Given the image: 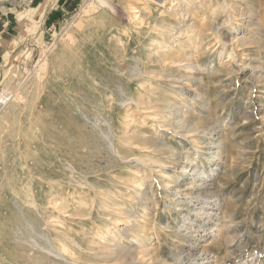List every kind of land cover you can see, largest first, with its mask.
Segmentation results:
<instances>
[{"label":"rangeland","instance_id":"obj_1","mask_svg":"<svg viewBox=\"0 0 264 264\" xmlns=\"http://www.w3.org/2000/svg\"><path fill=\"white\" fill-rule=\"evenodd\" d=\"M106 1L0 0V264H264V0Z\"/></svg>","mask_w":264,"mask_h":264},{"label":"bare ground","instance_id":"obj_2","mask_svg":"<svg viewBox=\"0 0 264 264\" xmlns=\"http://www.w3.org/2000/svg\"><path fill=\"white\" fill-rule=\"evenodd\" d=\"M99 2H100L102 5H108V2H107L106 0H99ZM175 13H178V12H175ZM175 13H174V14H175ZM178 14H179V13H178ZM175 34H176V33H175ZM160 46H161V45H160ZM162 48H165V47H162ZM182 56H183V55H182ZM184 56H185V55H184ZM164 57H165V56H164ZM166 57H167V56H166ZM185 57H186V56H185ZM185 57H184V58H185ZM185 63H186V62H185ZM5 99H6V98L3 97L2 100H1V102H4ZM8 103H9V102H8ZM6 105H7V104H6ZM128 136H129V135H128ZM220 152H221V151H220ZM218 153H219V152H218ZM57 154H58V153H57ZM54 156H55V155H54ZM119 156H120V155H119ZM44 158H45V157H44ZM147 160H148V159H147ZM47 164H48V163H47ZM69 166H70V165H69ZM69 166H68V167H69ZM68 167H67V168H68ZM70 167H71V166H70ZM83 168H84V167H83ZM43 169H44V168H43ZM71 169H72V168H71ZM71 169H70V170H71ZM60 170H61V169H60ZM190 170H191V169H190ZM27 173H28V172H27ZM74 173H75V172H74ZM80 176H81V175H80ZM32 177H33V176H32ZM107 177H108V176H107ZM28 178H29V177H28ZM70 179H71V178H70ZM78 179H79V178H78ZM78 179H77V181H78ZM26 180H27V178H26ZM75 180H76V179H75ZM95 180H96V179H95ZM72 181H73V180H72ZM80 181H81V179H80ZM28 182H29V181H28ZM78 182H79V181H78ZM78 182H77V184H79ZM85 182H86V181H85ZM25 183H26V182H25ZM75 183H76V182H75ZM95 183H96V182H95ZM26 184H27V183H26ZM66 184H67V183H66ZM83 184H84V183H83ZM87 184H88V183H87ZM27 185H28V184H27ZM29 185H31V182H30ZM29 185H28V186H29ZM71 185H73V184H71ZM80 185H81V184H80ZM80 185H79V186H80ZM82 186H83V185H82ZM99 186H100V185H99ZM88 187H89V186H88ZM30 188H31V187H30ZM27 189H28V188H27ZM75 189H76V188H75ZM68 193H69V192H68ZM31 194H32V193H31ZM194 194H195V193H194ZM29 195H30V193H29ZM28 197H29V196H28ZM25 198H26V197H25ZM27 199H28V198H27ZM27 199H26V200H27ZM29 199H30V198H29ZM36 199H37V198H36ZM45 199H46V198H45ZM22 200H23V199H22ZM102 200H103V199H102ZM24 201H25V200H24ZM56 201H57V200H56ZM25 202L27 203V201H25ZM30 202H31V200H30ZM34 202H35V201L33 200V203H34ZM45 202H46V201H45ZM51 202H52V201H51ZM51 202H50V204H52ZM95 202H96V200H95ZM147 202H148V201H147ZM31 203H32V202H31ZM33 203H32V204H33ZM54 203H55V202H54ZM59 203L62 205L61 202H59ZM59 203H58V207H59ZM80 203H82V202H80ZM84 203H85V202H84ZM99 203H100V202H99ZM102 203H103V201H102ZM28 204H29V203H28ZM82 204H83V203H82ZM86 204H87V203H86ZM95 204H97V203H95ZM24 205H25V204H24ZM48 205H49V204H48ZM83 205H84V204H83ZM83 205H82V206H83ZM147 205H148V204H147ZM29 206H31V205H29ZM33 206H34V205H33ZM62 206H63V205H62ZM65 206H66V205H65ZM84 206H85V205H84ZM92 206H93V205H92ZM97 206H98V205H97ZM100 206H101V205H100ZM102 206H103V205H102ZM25 207H26V206H25ZM36 207H37V202H36ZM39 207H40V206H39ZM53 207H56V206H53ZM60 207H61V206H60ZM69 207H70V206H69ZM69 207H68V208H69ZM62 208H64V207H62ZM68 208H66V209H68ZM82 208H83V207H82ZM92 208H93V207H92ZM95 208H97V207L95 206ZM102 208H103V207H102ZM24 209H25V208H24ZM26 209H27V207H26ZM26 209H25V210H26ZM33 209H34V208L32 207V210H33ZM39 209H41V208H39ZM39 209H38V210H39ZM59 209H60V208H59ZM66 209H65V210H66ZM69 209H70V208H69ZM75 209H76V208H75ZM80 209H81V208H80ZM84 209H85V208H84ZM89 209H90V208H89ZM25 210H24V211H25ZM27 210H28V209H27ZM61 210H62V209H61ZM82 210H83V209H82ZM29 211H30V210H29ZM29 211H28V212H29ZM39 211H40V210H39ZM42 211H43V210H42ZM67 211H68V210H67ZM69 211H70V210H69ZM203 211H204V210H203ZM49 212H50V211H49ZM58 212H59V211H58ZM63 212H64V211H63ZM63 212H62V213H63ZM31 214H33V213H31ZM35 214H39V213L37 212V213H35ZM40 214H41V213H40ZM42 214H43V213H42ZM20 215H21V214H20ZM33 215H34V214H33ZM59 215H60V214H59ZM24 216H26V215H24ZM35 216H36V215H35ZM38 216H39V215H38ZM42 216H43V215H42ZM21 217H22V216H21ZM49 217H50V216H49ZM25 218H26V217H25ZM43 218H44V217H43ZM47 218H48V217H47ZM52 218H53V217H51V219H52ZM19 219H20V218H19ZM54 219H55V218H54ZM26 220H28V219L26 218ZM30 220L32 221V218H31ZM34 220H35V219H34ZM36 220H37V218H36ZM38 220H40V219H38ZM48 220H49V219H48ZM48 220L45 219L44 221H48ZM31 221H30V223H32ZM42 221H43V220H42ZM62 221H63V220H62ZM80 221H81V220H80ZM21 222H22V221H21ZM28 222H29V221H28ZM35 222H36V221H35ZM40 222H41V221H40ZM36 223H37V222H36ZM43 223L45 224V222H43ZM43 223L41 224L42 226H43ZM61 223H62V222H61ZM22 224H23V223H22ZM38 224H39V223H38ZM23 225H24V224H23ZM23 225H22V227H24ZM47 225H48V224H47ZM26 226H27V224H26ZM37 226H39V225H37ZM44 226H45V225H44ZM46 227H47V226H46ZM27 228L29 229L30 227H27ZM40 228H41V227H40ZM22 229H23V228H22ZM36 229H37V228H36ZM62 229H63V228H62ZM97 229H98V228H97ZM25 230H26V229H25ZM25 230H24V231H25ZM43 230H44V229H43ZM48 230H49V229H48ZM139 230H140V228H139ZM139 230H138V231H139ZM16 231H17V230H16ZM21 231H22V230H21ZM24 231H23V232H24ZM28 231H29V230H28ZM30 231H32V228H31ZM36 231H38V230H36ZM39 231H40V230H39ZM62 231H63V230H62ZM87 231H88V230H87ZM46 232H47V231H46ZM60 232H61V231H60ZM64 232H66V231H64ZM139 232H141V231H139ZM17 233H18V232H17ZM27 233H29V232H27ZM61 233H62V232H61ZM24 234H25V233H24ZM32 234H34L33 231H32V233H31V236H32ZM18 235H20V234H18ZM29 235H30V234H29ZM36 235H37V234H36ZM39 235H40V234H39ZM95 235H96V234H95ZM20 236H21V235H20ZM20 236H19V237H20ZM33 236H34V235H33ZM37 236H38V235H37ZM43 236H44V234H43ZM46 236H47V235H46ZM29 237H30V236H29ZM34 237H35V236H34ZM38 237H40V236H38ZM66 237H67V236H66ZM26 238H28V237H26ZM89 238H90V237H89ZM29 239H33V238H29ZM41 239H42V238H40L39 241H40ZM130 239H131V238H130ZM132 239H133V238H132ZM37 240H38V239H37ZM115 240H116V239H115ZM34 241H35V239H34ZM45 241H47V240L45 239ZM74 241H75V240H74ZM78 241H79V240H78ZM35 242H37V241H35ZM35 242H33V243H35ZM27 243H28V242H27ZM38 243H39V242H38ZM40 243H41V242H40ZM44 243H46V242H44ZM48 243L51 245V242H47V244H48ZM62 243H63V242H62ZM73 243H74V242H73ZM23 244H24V243H23ZM23 244H22V245H23ZM35 244H36V243H35ZM41 244H42V243H41ZM41 244H40V245H41ZM74 244H77V243H74ZM115 244H116V245H119V241L116 240V243H115ZM31 245H34V244H31ZM38 245H39V244H38ZM65 245H66V244H65ZM65 245H63L62 248H61V247L58 248L59 251L57 250V251H58L57 253L59 254V256H62V257H63L64 252H65V253L68 252L67 247H66ZM67 245H68V244H67ZM88 245H89V244H88ZM107 245H108V244H107ZM23 246H26V245H23ZM28 246H29V245H28ZM35 246H37V245H34V247H35ZM43 246H44V245H43ZM58 246H59V245H58ZM60 246H61V245H60ZM90 246H91V245H90ZM112 246H114V244L111 245V249H109V247H108L109 252L106 250V251H107L106 259L109 258L108 254H110V257H111V254H114V253L117 252V251L115 252L116 248H115V247H112ZM120 246L122 247V245H120ZM20 247H21V246H20ZM26 247H27V246H26ZM30 247H32V246H30ZM41 247H42V246H41ZM41 247H40V249H43V250H44V248H41ZM48 247H49V246H48ZM55 247H56V246H54V248H55ZM75 247H76V246H75ZM78 247H80V246L78 245ZM123 247H124V246H123ZM141 247H143V246H140V248H141ZM12 248H13V247H12ZM21 248H22V247H21ZM24 248H25V247H24ZM28 248H29V247H28ZM36 248H37V247H36ZM38 248H39V247H38ZM50 248H52V246H51ZM68 248H69V246H68ZM91 248H92V247H91ZM98 248H99V247H98ZM117 248H119V246H118ZM22 249H23V248H22ZM100 249L102 250L101 247H100ZM105 249H106V247H105ZM119 249H120V248H119ZM131 249H132V248H131ZM151 249H152V248H151ZM25 250H26V249H25ZM30 250H31V249H30ZM38 250H39V249H38ZM47 250H48V249H47ZM47 250H46V251H47ZM49 250H50V249H49ZM49 250H48V251H49ZM81 250H82V248H81ZM94 250H95V249H94ZM94 250H92V251H94ZM22 251H24V250H22ZM28 251H29V250H28ZM32 251H33V250H32ZM53 251H54V250H53ZM53 251L51 250V252H53ZM61 251H62V252H61ZM99 251H100V250H99ZM106 251H105V253H106ZM30 252H31V251H30ZM35 252H36V250H35ZM54 252H55V251H54ZM54 252H53V253H54ZM69 252H70V250H69ZM119 252H120V251H119ZM127 252H129V251L127 250ZM127 252H126V253H127ZM25 253H26V252H25ZM32 253H34V252H32ZM40 253H42V252L40 251ZM49 253H50V252H49ZM49 253H48V254H49ZM85 253H86V252H85ZM93 253H94V252H92V254H93ZM95 253H96V252H95ZM95 253H94V254H95ZM99 253H100V252H99ZM103 253H104V252H103ZM105 253L103 254V256L105 255ZM122 253H123V250H122ZM124 253H125V252H124ZM124 253H123V254H124ZM126 253H125V254H126ZM130 253H131V252H130ZM132 253H133V252H132ZM150 253H151V252H150L149 250H146L145 247L141 248L140 251L137 252V254H140V255H141V256H139V259H143V256L150 255ZM6 254H7V253H6ZM35 254H36V253H35ZM37 254H38L37 256L35 255V256H30V257H28L29 259H27V261H26L27 264H28V263H29V264H42V262H41V259H42L41 257H42V256H41V254H39V252H38ZM51 254H52V253H51ZM58 254H57V255H58ZM67 254H68V253H67ZM70 254H71V253H70ZM72 254L75 255L74 253H72ZM18 255H19V254H18ZM25 255H26V254H25ZM30 255H32V254H30ZM73 255H72V256H73ZM90 255H91V254H90ZM117 255H119V253H118ZM126 255H127V254H126ZM22 256H24V255H22ZM22 256H21V257H22ZM44 256H47V255L44 254ZM59 256H58V257H59ZM93 256H94V255H93ZM95 256H96V254H95ZM120 256H121V254H120ZM130 256H131V255H130ZM134 256H135V255H134ZM182 256H183V255H182ZM2 257H3V256H2ZM51 257H52V259H53V256H51ZM55 257H57V256H55ZM55 257H54V258H55ZM7 258H8V257H7ZM43 258H45V257H43ZM49 258H50V257L48 256L47 259H49ZM60 258H61V257H60ZM126 258H127V257H126ZM182 258H183V257H182ZM184 258H185V257H184ZM25 259H26V258H25ZM73 259H76V258H73ZM73 259H72V260H73ZM121 259H122V258H121ZM23 260H24V259H23ZM43 260H44V259H43ZM43 260H42V261H43ZM45 260H46V259H45ZM57 260H59V259H57ZM66 260H67V259H66ZM143 260H144V259H143ZM73 261H76V260H73ZM106 261H107V260H106ZM149 261H150V260H149ZM18 262H19V261H18ZM18 262H16V264H17ZM47 262H48V260H47ZM61 262H62V260H61ZM71 262H72V261H71ZM71 262H67V263L72 264ZM146 262H147V260H146ZM43 263H46V262H43ZM49 263H50V262H49ZM55 263L58 264V262H55ZM63 263H65V262H63ZM74 263H75V262H74ZM74 263H73V264H74ZM78 263H79V261H78ZM153 263H154V262H153ZM180 263H181V262H180ZM191 263H192V262H191ZM46 264H47V263H46ZM59 264H60V262H59ZM127 264H128V263H127ZM208 264H209V263H208Z\"/></svg>","mask_w":264,"mask_h":264},{"label":"crops","instance_id":"obj_3","mask_svg":"<svg viewBox=\"0 0 264 264\" xmlns=\"http://www.w3.org/2000/svg\"><path fill=\"white\" fill-rule=\"evenodd\" d=\"M11 20H9L8 18H2L1 16H0V39H4L3 38V36L2 35H4V36H12V37H14L15 35H13L12 33H11V31H13L12 29V25L11 24H9V22H10ZM11 22H14V20L13 21H11ZM15 22H17L16 20H15ZM14 27V26H13ZM8 40V39H7ZM12 42L10 41V44H11ZM1 42H0V47H1ZM0 56H2V54H0Z\"/></svg>","mask_w":264,"mask_h":264}]
</instances>
